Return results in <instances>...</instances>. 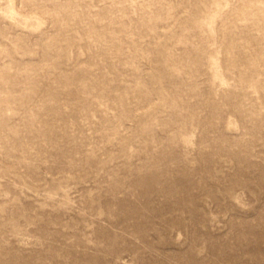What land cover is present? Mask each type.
I'll use <instances>...</instances> for the list:
<instances>
[{
  "label": "rangeland",
  "instance_id": "rangeland-1",
  "mask_svg": "<svg viewBox=\"0 0 264 264\" xmlns=\"http://www.w3.org/2000/svg\"><path fill=\"white\" fill-rule=\"evenodd\" d=\"M0 264H264V0H0Z\"/></svg>",
  "mask_w": 264,
  "mask_h": 264
}]
</instances>
